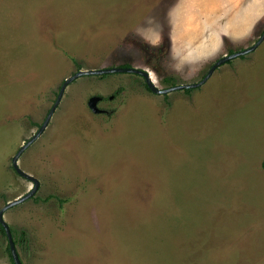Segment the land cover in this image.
<instances>
[{"label": "rangeland", "instance_id": "1", "mask_svg": "<svg viewBox=\"0 0 264 264\" xmlns=\"http://www.w3.org/2000/svg\"><path fill=\"white\" fill-rule=\"evenodd\" d=\"M263 33L264 0H0V210L32 189L12 158L67 78L195 84ZM263 159L264 41L189 92L84 76L18 159L38 191L3 219L22 264H264ZM7 248L0 230V264Z\"/></svg>", "mask_w": 264, "mask_h": 264}, {"label": "water", "instance_id": "2", "mask_svg": "<svg viewBox=\"0 0 264 264\" xmlns=\"http://www.w3.org/2000/svg\"><path fill=\"white\" fill-rule=\"evenodd\" d=\"M264 41V33L262 34V36L260 37V39L251 47L233 53L231 55H227L224 56L223 58L219 59L208 71V73L205 75V77L198 83L195 84H186V85H180V86H174L168 89H164V90H159L156 88V86L153 84L152 80L149 77V74L143 70H139V69H135V68H127V67H120V68H108V69H102V70H80L78 72H76L75 74H73L71 77L67 78L62 86L60 87L59 93L57 95V98L52 106V108L50 109V111L47 114V117L45 119V121L43 122V124L40 126V128L38 129L37 133L30 139L28 140L16 153V155L12 158V168L14 170V172L22 177L23 179L31 182L33 184L32 189L24 196L13 200L12 202L6 204V206L4 208H2L0 210V226L3 228L7 242H8V247H9V251L11 254V258L14 264H22L17 251H16V247L13 241V237L10 231V228L8 227V225L6 224V222L3 219V215L4 213L9 210L10 208L17 206L19 204L24 203L25 201L31 199L36 192L38 191L39 188V182L38 180H36L34 177L30 176L29 174L25 173L24 171H22L17 162L18 159L20 158V156L23 154V152L29 148L45 131V129L47 128L52 115L54 114L55 110L57 109L58 105L60 104L62 97L64 95L65 89L69 86V84H71L72 82H74L75 80L84 77V76H102V75H107V74H115V73H127V74H135L138 76H141L144 81L145 84L147 86V88L154 94L157 95H165L174 91H181V90H192V89H196L201 87L202 85H204L206 83V81L212 76L213 72L219 68L220 66L226 64L227 62L236 59V58H240L242 56L248 55L249 53H252L253 51H255L257 49V47ZM100 101L99 97H92L89 99L88 101V106L91 109V111L94 114H99L102 111L99 110L97 108V104Z\"/></svg>", "mask_w": 264, "mask_h": 264}, {"label": "trees", "instance_id": "3", "mask_svg": "<svg viewBox=\"0 0 264 264\" xmlns=\"http://www.w3.org/2000/svg\"><path fill=\"white\" fill-rule=\"evenodd\" d=\"M65 56L71 58V56H69L68 54H65ZM73 61L75 62V60H73ZM123 66H124V67H128V65H123ZM146 87H147V86H146ZM185 92H189V90H185ZM261 168H262V170H263V172H264V159H263V161H262V163H261ZM0 230H1V232L3 233V235H5L4 230H3V228H2L1 226H0ZM7 250H8L9 256H10V258H11V254H10V251H9V247L7 248ZM11 261H12V258H11ZM12 264H14L13 261H12Z\"/></svg>", "mask_w": 264, "mask_h": 264}]
</instances>
